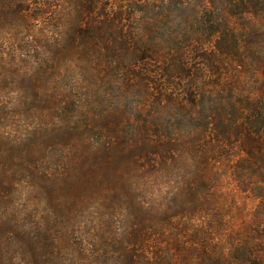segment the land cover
Here are the masks:
<instances>
[{
    "label": "trees",
    "instance_id": "trees-1",
    "mask_svg": "<svg viewBox=\"0 0 264 264\" xmlns=\"http://www.w3.org/2000/svg\"><path fill=\"white\" fill-rule=\"evenodd\" d=\"M223 167L264 189V0H0V264H182L143 185L169 228Z\"/></svg>",
    "mask_w": 264,
    "mask_h": 264
},
{
    "label": "rangeland",
    "instance_id": "rangeland-1",
    "mask_svg": "<svg viewBox=\"0 0 264 264\" xmlns=\"http://www.w3.org/2000/svg\"><path fill=\"white\" fill-rule=\"evenodd\" d=\"M249 77L253 80L250 75ZM183 170V168L178 169L175 174L170 173L164 179L148 180L149 184L146 182L143 185V188L148 185L140 203L144 206L142 210L146 208L149 211L144 216L149 227L148 237L152 241L148 242L151 246L149 251L156 250L157 238L161 236L157 232L164 228H166L164 232L168 236L169 244L176 243L173 248L179 251L180 245L183 246L181 253L177 252L178 262L181 261L182 264H202L203 260L220 259L233 250L232 243L261 242L260 239L264 238V208H261L264 202V189L257 185L256 174L253 173L252 176L250 171L248 176L245 173L247 180L252 181L250 186L237 185L228 167H223L222 171L215 175V185L213 190L210 188L209 191V193L215 192V196L209 201L211 204L209 202L206 204L204 200L202 203L197 202L187 211L185 209H179L177 212L170 210L175 220L172 226L166 227L167 218L165 216L164 219L163 214L165 209L171 208V202L174 201L172 192L179 183L175 180H180ZM167 178H172L174 182H169L171 180L166 182ZM204 192H207V188ZM213 199H215L214 206ZM114 221L118 228L122 225L120 221L123 219L118 217ZM176 238L179 241H176ZM189 242L193 244L187 245L186 243ZM261 245L264 253V243L261 242Z\"/></svg>",
    "mask_w": 264,
    "mask_h": 264
}]
</instances>
